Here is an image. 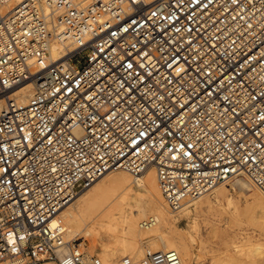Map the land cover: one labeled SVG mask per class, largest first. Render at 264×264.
<instances>
[{"label":"built area","instance_id":"1","mask_svg":"<svg viewBox=\"0 0 264 264\" xmlns=\"http://www.w3.org/2000/svg\"><path fill=\"white\" fill-rule=\"evenodd\" d=\"M0 98V262L100 264L57 216L108 170L152 166L176 210L235 176L264 192V0H0Z\"/></svg>","mask_w":264,"mask_h":264},{"label":"bare ground","instance_id":"2","mask_svg":"<svg viewBox=\"0 0 264 264\" xmlns=\"http://www.w3.org/2000/svg\"><path fill=\"white\" fill-rule=\"evenodd\" d=\"M66 45L72 48L68 40L52 41L50 56L56 57ZM32 87L25 83L9 96L24 106L33 94ZM5 109L6 102L0 98V114ZM239 196L243 200L235 203L234 199ZM222 203L233 205L230 218L219 223L224 219L219 218ZM241 212L264 230V192L246 175L219 181L211 190L176 210L167 203L156 170L149 166L140 174L124 169L104 172L77 192L57 218L63 227V240H79L80 247L88 240L89 252H86L95 255L100 264H122L125 258L131 264H140L145 252L169 249L178 253L181 264H195L196 253L191 241L195 236L201 237L198 227L203 223L207 230L205 236L216 237L231 246L219 253L212 251L208 264H264V244L259 238L242 235L238 240L231 239L226 225ZM180 220L185 221L186 230L179 228ZM68 251V246H64L59 254Z\"/></svg>","mask_w":264,"mask_h":264},{"label":"rangeland","instance_id":"3","mask_svg":"<svg viewBox=\"0 0 264 264\" xmlns=\"http://www.w3.org/2000/svg\"><path fill=\"white\" fill-rule=\"evenodd\" d=\"M242 200H243V198L241 196L234 199L235 203H240ZM231 205H233V204H231ZM231 205L228 206V205H225L223 203L221 204V206L219 208V212H220L219 218L224 217V219L219 223H223L225 219L230 218L231 212H229V211H231V207H232ZM248 218H250V217L247 216L246 214H244L243 212H241V213H238L236 215L234 220L230 221L229 226L226 225L227 228L229 227L228 231L230 232L231 239L238 240L239 236L248 235L251 237L259 238V240L264 244V230H262L256 222H254L253 220H249ZM200 223L201 222H199V224ZM178 226L181 230H186L185 229L186 225H185L184 220H180L178 222ZM202 226H204L205 228H203ZM238 227H240V228H238ZM198 228L202 233L201 237L195 236L193 238V240L191 241V243L193 245V250L196 253L195 264H208L213 252H216V253L222 252L223 250H225L227 247L230 246V243L221 241V240L217 239L216 237L205 236L207 230H205L206 225L204 223H203V225H200V227H198ZM231 230H232V232H231ZM239 232H242V233H239ZM84 243L85 244H83V247H84L83 250L89 252V248H88V245H90L89 241L86 240ZM230 248H231V246H230ZM220 255H221V253H220Z\"/></svg>","mask_w":264,"mask_h":264}]
</instances>
